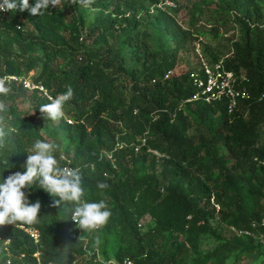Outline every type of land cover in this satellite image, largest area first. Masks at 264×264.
Listing matches in <instances>:
<instances>
[{
  "label": "trees",
  "instance_id": "obj_1",
  "mask_svg": "<svg viewBox=\"0 0 264 264\" xmlns=\"http://www.w3.org/2000/svg\"><path fill=\"white\" fill-rule=\"evenodd\" d=\"M161 1L92 0L83 6L60 0L40 15L27 10L0 12V77L13 78L8 96H0L8 105L0 124L7 132L6 146L0 149V178L26 172L31 146L44 140L35 126L42 122L53 127V138L59 135L72 148L69 162L55 153L60 166L79 168L85 198L104 199L112 213L99 232L82 233L72 225L70 213L63 206H51L55 198L38 185L23 189L29 203L39 201L41 209L36 223L17 225L37 230L39 243L3 225L0 264H61V248L66 245L71 249L69 264L83 259L85 264H124L125 260L132 264H264V244L256 239L264 234L261 0L208 4L186 0L177 2L176 8L164 7L154 16L158 26L152 28L160 43L152 50L148 31L141 42L137 39V13ZM29 4L34 6L35 0ZM91 10L107 16L93 22ZM206 15L212 19L210 29L200 32L196 18ZM229 28L237 30L236 40L221 34ZM203 38L215 44L228 42L226 48L218 46L214 51L204 47L210 65L223 59L228 71L247 79L240 88L246 87L251 98L240 102L232 114L225 104L186 103L198 92L192 71L166 78L174 71L178 54L191 50L194 43L201 46ZM124 46L135 52L137 62L143 60L140 71L127 67ZM223 50L229 56L220 55ZM35 71L32 84L36 88L24 89L19 81ZM69 86L73 98L54 126L43 119L39 107ZM27 97L32 110L24 113L16 103ZM190 117L197 127L193 134ZM145 133L146 143L137 153V139ZM117 142L126 147L115 151ZM149 149L158 155L148 153ZM104 151L113 153L112 160ZM99 182L109 185L103 193L97 188ZM147 216L153 226L144 230ZM215 222L236 234L217 236L219 245L203 254L201 239L216 235L211 229ZM253 223L258 225L254 228ZM96 236L101 244L93 248Z\"/></svg>",
  "mask_w": 264,
  "mask_h": 264
},
{
  "label": "clouds",
  "instance_id": "obj_2",
  "mask_svg": "<svg viewBox=\"0 0 264 264\" xmlns=\"http://www.w3.org/2000/svg\"><path fill=\"white\" fill-rule=\"evenodd\" d=\"M60 0H35L34 6L29 0H0V12L29 11L31 15H40L49 6L55 7ZM73 4L79 3L88 6L92 0H72ZM11 88L7 78L0 77V96H8ZM73 98V89L69 86L67 91L55 97L49 96V103L39 107L43 119L52 122L59 121L65 115L64 106ZM8 105L0 100V124L3 115L7 113ZM7 132L0 126V149L5 148ZM56 145L46 140H36L28 152L26 160V172L16 171L6 178H0V226L3 225H31L37 222L41 204L39 201L29 203L23 189H30L38 185V188L54 197L51 206L61 208L70 213V220L82 230V233H93L107 225L111 218V210L104 199L88 201L79 168L60 166L55 155ZM103 158V157H101ZM60 159H63L61 156ZM5 163H7L5 161ZM94 167V165H93ZM109 185L99 182L97 188L103 193ZM101 244L99 236L94 238L93 248ZM71 249L68 245L61 248V264H69ZM91 254V253H89ZM108 264H112L109 261ZM124 264H131L125 260Z\"/></svg>",
  "mask_w": 264,
  "mask_h": 264
},
{
  "label": "rangeland",
  "instance_id": "obj_3",
  "mask_svg": "<svg viewBox=\"0 0 264 264\" xmlns=\"http://www.w3.org/2000/svg\"><path fill=\"white\" fill-rule=\"evenodd\" d=\"M186 0H162L161 4L156 6V7H152V6H147L146 7V11L143 12H138L137 13V19L140 22L139 23V28L137 30L138 34H137V39H139V41L141 42L143 40V36H144V32L148 31L149 32V39L148 42H150V44L152 45V50H157L158 46H159V35L158 32L155 30H153L152 26H158L157 24H155L156 20L154 18L155 14H157V11L164 8V7H169V8H176V4H178L177 2L183 3L185 4ZM199 3H218V0H196ZM223 1H229V0H223ZM261 4H262V8H261V12L263 14V18H264V0H261ZM215 6L212 5L211 8H214ZM90 14V18L91 20H93V22H96V20H99L100 18L106 17L107 13H105L103 16H101V12L99 11H94L91 10L89 12ZM211 15V14H210ZM196 26L198 31L200 32H206L210 29L209 22L210 19L209 15L206 16H201L196 18ZM180 20V19H179ZM215 21V20H214ZM217 24H221V21H216ZM220 26V25H219ZM229 26H234V24H230ZM221 34L225 35V38H228L227 40L233 41L236 40V37H234V34L237 35V30L236 29H232L229 28L228 31H224L221 32ZM199 41H202L201 46L198 45V43H194L192 44L191 50H187V51H181L178 54L177 57V61L175 64V69L174 71L169 74V76H173V75H181L183 73L186 72H197L200 70V65H201V57H203L205 60H208V58H206V56L204 55V47H210L211 50H218V46L220 47V49L225 46V48L228 46V42L225 40H221V42L215 44L213 43L211 40H208L207 38H203L200 39ZM91 42H88L86 45L91 46L90 45ZM132 49L124 46L123 49V54L126 57V64L128 68H136L138 71L141 70V64L143 62V60H141L140 62L138 61V57L136 56L135 52L131 53ZM220 55L222 56H229L227 55V52H224V50L222 52H220ZM38 73V71L32 72L29 77L25 80L19 81V84L24 88V89H29L28 86L31 87V89H29V91L33 90V84H32V77L36 76V74ZM13 78H9L7 81L8 83H11V80ZM16 105L18 106L19 110L21 112L27 113L30 110H32V101L30 100L29 97H27L25 100H18ZM184 113L186 116H190L191 112L189 109H185ZM66 117V116H65ZM67 118V117H66ZM191 119V117H190ZM54 126L57 125L59 123V121L53 122ZM191 123L193 126V129L190 133H196L195 130H197V127H195V121H193L191 119ZM37 128H40L42 134L44 135V140L55 144L56 147V154H61L65 160H67L68 162L71 161L72 158V148L68 146V142L61 140L60 136L58 135V137L53 138L52 137V132H53V127L46 125L45 123L42 122H37L35 125ZM148 133H145L143 135V137H138L137 139V143L138 145L136 146V151L135 152H141L143 146L146 143V136ZM262 137L264 139V128L262 130ZM148 153H152L154 155H156V152L152 151V150H148ZM223 154H225L227 156V151H224ZM157 156V155H156ZM232 164V162L230 161V165ZM213 201V200H212ZM213 204V202L211 203ZM219 210V207H217V211ZM143 224L144 226V230H148L151 226H153L152 220L149 216L145 217L143 219ZM3 227V226H2ZM2 227L0 226V230L2 229ZM212 232L216 233V235L213 234H208L206 236H203L201 239V244H200V252H202L203 254L213 250L216 246L219 245V240L217 239V236L221 237V238H227L230 237L231 235H235V231L231 228H227L225 226H223L222 224L219 223H213L212 227ZM99 232V231H97ZM96 234V233H95ZM238 235V234H237ZM85 259L82 260V262H78L77 264H85ZM243 264H251V261L249 262H244Z\"/></svg>",
  "mask_w": 264,
  "mask_h": 264
},
{
  "label": "built area",
  "instance_id": "obj_4",
  "mask_svg": "<svg viewBox=\"0 0 264 264\" xmlns=\"http://www.w3.org/2000/svg\"><path fill=\"white\" fill-rule=\"evenodd\" d=\"M169 74L166 78L169 77ZM191 80L193 87L196 88L198 92L194 98L186 103L201 101L206 104H225L227 112L232 114L238 110L240 102H247L251 98L250 92L246 87L240 88L244 82H247L245 75L238 76L234 72L228 71L225 68L223 59L214 65H210L203 57H201V68L199 71L192 73ZM28 88L31 89L30 86H28ZM32 88L35 89L36 87L33 85ZM40 90L47 95V92H45L42 88H40ZM124 147H126L124 142H117L114 150L119 151ZM103 155L109 160H112L113 158L112 152L104 151ZM156 155H158L157 152ZM25 194L26 196L28 195L27 193ZM71 223L78 228L73 221H71ZM257 225V223H253L252 226L255 228ZM9 226L25 232L36 244L39 243V233L37 230L20 225ZM244 234L250 235L247 232H244ZM256 239L261 244H264V234L259 235ZM0 242H2L1 238ZM4 244L8 245L9 242H5ZM38 256L39 255H35L37 258Z\"/></svg>",
  "mask_w": 264,
  "mask_h": 264
}]
</instances>
